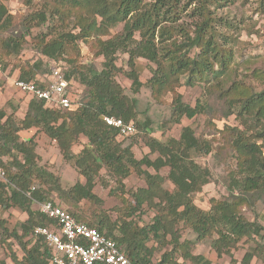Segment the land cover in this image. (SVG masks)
<instances>
[{
	"label": "trees",
	"instance_id": "trees-1",
	"mask_svg": "<svg viewBox=\"0 0 264 264\" xmlns=\"http://www.w3.org/2000/svg\"><path fill=\"white\" fill-rule=\"evenodd\" d=\"M237 1L247 0H48L42 9L24 18L27 34L31 26L44 25L50 17L56 18L57 26L33 37L36 48L50 62L64 59L68 66H59L65 71L69 85L77 79L85 92L79 102L72 101V106L64 109L49 108L43 100L31 96L19 123L0 108V168L3 171L0 211L15 207L26 215L18 228L11 231L0 217V228L20 249V256L12 253V264H48L50 251L40 238L34 240L31 232L37 225H48L51 219L32 205L53 201L54 194L77 221L111 238L134 262L211 264L208 257L193 253L194 241L182 238L179 224L195 233V240L210 239L216 256L228 255L229 264H252L254 258L264 261L262 226L249 220L243 211V207H252L258 199H264V87L256 89L238 77L231 78L230 73L235 69L232 45L236 37L219 29L237 25L233 17L217 14V9ZM194 3L189 13L194 19V28L189 32L180 19ZM256 10L264 13V0H257ZM70 18L73 29L78 32L65 29ZM12 19L0 4V28H8ZM119 24H122L120 32L109 36V30ZM223 34L227 42L220 41L219 36ZM79 40L95 56L103 58L101 69L80 64ZM24 42V34L8 36L2 41V52L16 56ZM117 52L127 54L126 70L116 65ZM137 58L154 64L146 80L154 101L163 104L164 97L171 95L170 123L204 113V103L198 99L191 106L177 90L181 85L204 83L203 88L209 95L223 101L225 110L220 115L227 118L234 114L241 125L224 124L223 129H218L223 135V145L235 160V167L231 171L229 195L221 200L211 198L208 209L197 206L192 195L210 181V171L196 163L191 153L203 147L210 151V143L201 144L190 125L181 128L178 139L162 141L150 135L151 120L146 115L140 120L136 98L129 96L116 80L117 74L123 71L131 80L130 92H139L143 83L136 67ZM43 65L42 60L23 63L18 79L43 87L36 78ZM250 73L264 81L261 68L253 67ZM104 115L134 121L135 134L142 133L149 152L157 156L135 157L132 151L135 141L125 144L119 139L116 129L104 122ZM30 129L40 130L54 141L84 181L77 180L63 188L59 178L39 164L35 135L22 136L21 131ZM81 135L86 142L73 152L72 146ZM226 148L218 147L219 150ZM162 168L168 169L166 177L174 186L171 191L163 186ZM101 169L112 178V184L107 183L108 194L119 199V204L112 208L104 207L103 199L94 191ZM131 174L143 175L146 184L126 188L124 180ZM36 180L39 182L33 186ZM145 208L153 210L154 215L149 223L141 225L138 220ZM243 240L247 249L237 261L232 250ZM156 248L162 252L154 261Z\"/></svg>",
	"mask_w": 264,
	"mask_h": 264
},
{
	"label": "rangeland",
	"instance_id": "rangeland-1",
	"mask_svg": "<svg viewBox=\"0 0 264 264\" xmlns=\"http://www.w3.org/2000/svg\"><path fill=\"white\" fill-rule=\"evenodd\" d=\"M48 0H32L30 4L26 3V0H0L6 11L13 16L11 25L8 28H0V108L4 109L8 115H11L15 122L19 123L21 118L27 109V103L31 96L19 91L14 85V81L18 78L20 73V66L23 63L32 64L37 60H42L43 67L36 74V78L40 80H47V67H50V60L40 54L35 45L33 39L36 35H42L57 26L56 18H49L44 25H33L29 28L27 34L23 28V21L28 14L42 9L44 4H47ZM195 5H190L183 13L180 21L188 28L189 32L194 28L192 17L189 15L190 10ZM257 0H247L245 3L237 1L232 5L225 6L217 9V14H225L233 17V22L237 26H229L228 28L220 27V31L224 34L235 35L236 41L232 45L234 51L233 68L234 71L230 73L231 78H240L247 84H251L256 89L264 87V81H260L251 75L253 67L261 68L264 71V13H260L256 10ZM229 17V18H230ZM73 19H69V23L66 30H73L78 32V29H73ZM232 20V19H231ZM122 24L117 25L109 30V36L117 34L121 30ZM24 34L25 42L22 46L21 52L14 55H5L3 50V39L11 35ZM223 35L219 36L220 41H226ZM48 37H46L47 39ZM106 38V36H103ZM79 56L78 61L80 64H92L97 69H101L103 58L101 56H95L88 48V45L82 40L78 41ZM128 56L124 52H117L116 65L120 66L123 70H126ZM53 61V60H52ZM247 61V62H245ZM55 64L67 67L68 64L64 59L54 61ZM136 67L140 81L143 83L139 92L133 94L130 92L131 80L122 72H119L116 76V80L125 88L129 96L135 97L137 100V109L139 110L138 117L140 120L146 116L151 120L152 132L151 136L165 141L169 138L178 139L181 128L186 125H190L195 135L199 138L200 143H210V151H206V147L198 149L191 153V157L196 163L202 167H206L210 171V181L202 186V189L195 192L192 195L194 203L202 209L209 208V200L211 198L224 199L229 194L230 178L232 176V170L235 167V160L228 149L223 145V135L218 132L224 128V124L229 126H239L238 120L234 114L224 118L220 115L225 110V106L222 100H218L215 95H209L203 88L204 83L195 84L194 86L181 85L177 90L182 94L184 102L193 106L196 100H200L204 103L205 111L196 115L192 119L182 118L179 123H170L169 117L171 114L170 100L171 95L167 94L164 99L165 103H156L152 98L151 88L146 84V80L151 76L150 70L154 67L153 63L148 62L145 59L137 58ZM71 91V98L74 104L79 102L81 96L85 92L84 86L78 82L77 79L71 81L69 85ZM212 109V110H210ZM134 122V121H133ZM136 126V125H135ZM23 137L35 135L36 140V152L39 154V164L55 174L63 186L67 188L75 183L77 180L84 181V178L80 176L77 170L67 162L63 157V153L57 147L54 141L50 140L40 130H23ZM123 139L125 144L135 141L132 146V151L135 157L140 158L145 154H148L150 158L157 156L156 153H150L148 147L144 144V137L142 133H137L128 137H118ZM86 142V138L81 135L76 144L72 146V151L77 152L82 145ZM218 147H224L225 150H219ZM148 171L154 173L151 168H147ZM168 169L162 168L160 175L163 176V186L171 191L174 186L171 181L166 177ZM100 178L94 187V191L103 199V205L106 208H112L114 205L119 204L118 197L109 195V186L112 184V178L107 176L104 169L100 170ZM98 176V177H99ZM3 178V175L2 177ZM108 181V182H106ZM39 180L33 182V186L37 185ZM126 188H136L146 184L145 177L143 175L131 174L125 180ZM114 185V184H113ZM112 185V186H113ZM51 197V196H50ZM52 198V197H51ZM53 202L62 205L66 208V204L62 202L56 195H53ZM33 208L39 210V202H34ZM243 211L246 217L251 221H256L262 226V233L264 236V199H258L254 202L252 207H243ZM154 213L153 210L145 208L144 214L141 215L138 220L139 224H146L152 220ZM111 216L114 217V213L111 212ZM0 217L4 218V226L7 230L11 231L13 228H18L20 222L26 219V215L17 208H9L8 210H1ZM178 227L181 230L182 238L193 240L194 254H202L211 259V264H229L230 257L223 255L218 258L216 253L210 244V239L195 240V233L190 229L185 228L182 224ZM247 249V243L243 240L238 246L232 250V256L240 261L244 252ZM161 250L156 248L153 260H158ZM15 253L20 256V249L16 244V241L12 237H8L5 232L0 228V260L4 264H12L11 256ZM185 264H192L190 261H186ZM252 264H264L259 258H254Z\"/></svg>",
	"mask_w": 264,
	"mask_h": 264
},
{
	"label": "built area",
	"instance_id": "built-area-1",
	"mask_svg": "<svg viewBox=\"0 0 264 264\" xmlns=\"http://www.w3.org/2000/svg\"><path fill=\"white\" fill-rule=\"evenodd\" d=\"M49 63L47 80H41L43 87L18 78L14 85L19 91L43 100L49 108H70L72 95L65 71L54 62ZM103 120L116 129L118 137H128L136 132L133 121L126 122L112 115H104ZM2 175L0 168V177ZM39 211L51 222L35 226L31 237L34 240L40 238L50 251L48 264H141L130 260L111 238L77 221L61 205L47 200L39 203Z\"/></svg>",
	"mask_w": 264,
	"mask_h": 264
},
{
	"label": "crops",
	"instance_id": "crops-1",
	"mask_svg": "<svg viewBox=\"0 0 264 264\" xmlns=\"http://www.w3.org/2000/svg\"><path fill=\"white\" fill-rule=\"evenodd\" d=\"M21 134L23 135L22 131H21ZM26 137H28L27 135H25Z\"/></svg>",
	"mask_w": 264,
	"mask_h": 264
}]
</instances>
